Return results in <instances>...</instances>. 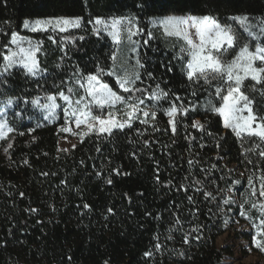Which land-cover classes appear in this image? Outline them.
Segmentation results:
<instances>
[{"label": "trees", "instance_id": "trees-1", "mask_svg": "<svg viewBox=\"0 0 264 264\" xmlns=\"http://www.w3.org/2000/svg\"><path fill=\"white\" fill-rule=\"evenodd\" d=\"M168 15H211L221 23L244 16L250 31L259 33L264 0H0V68L15 31L38 43L44 70L30 76L15 67L0 83V101H12L6 123L13 128L0 140V264H219L233 252L216 241L230 235L236 218L247 223L250 231L241 235L264 260V251L252 243L264 203L256 179L264 175V143L238 138L208 110L209 99L220 102L215 81H190L183 40L149 25ZM56 17H80L81 26L65 32L24 27L26 20ZM97 18L137 20V57L123 40L112 44L94 30ZM98 67L104 70L101 80L118 95L143 99L156 116L111 134H89L59 153L62 120H44L39 105L49 95L59 100L60 92L73 99L76 81ZM125 69L139 72V92H124L116 75H108ZM254 83L246 80L245 90L264 115V96L248 91ZM157 84L167 97L152 99ZM173 104L187 109L177 112L175 132L166 115ZM194 121L203 128L192 127Z\"/></svg>", "mask_w": 264, "mask_h": 264}, {"label": "snow or ice", "instance_id": "snow-or-ice-1", "mask_svg": "<svg viewBox=\"0 0 264 264\" xmlns=\"http://www.w3.org/2000/svg\"><path fill=\"white\" fill-rule=\"evenodd\" d=\"M235 22L239 23L245 32L248 33L253 40L258 41L255 44L254 50L250 48V45L245 42L239 45V35L236 30L228 24H223L217 20V18L211 15H188V16H168L161 21L166 34L182 38L186 44V47L182 49V52L186 53L187 62L184 64V71L187 78L191 80L203 79L205 83L211 81H219L220 83L215 88V96L219 98L218 106L213 104L209 99L207 102L208 110L214 114H219L223 118L224 127L231 129L233 133L239 137H257L261 142H264V115L254 106V100L247 94L245 90V81L250 79L255 83L248 91H259L261 96H264V87L257 88V85L264 86V43L259 42L261 36H264V19L261 20V27L259 33H253L250 31L251 25L247 24V17L237 16L232 18ZM104 23L99 18L95 20L96 25ZM124 24L122 19H114L111 22L109 35L116 43L121 42V32L124 30L122 25ZM127 27V38L132 40V37L140 31L136 28L132 21L129 20ZM81 26V18H66L56 17L48 19H37L35 21L24 22L25 28H30L35 32L38 30H49L65 32L69 28H79ZM136 28V31H133ZM95 30V29H94ZM149 36L151 34L149 33ZM52 39V37H49ZM82 39V37H81ZM145 44L148 41H144ZM10 44L14 48L8 50V54L3 55L4 65L0 68V83H3V77L6 74H10V70L13 67H20L25 71L26 75L37 76L44 70L40 68L39 62L36 57V53L39 48L31 40L25 41L17 32L11 33ZM26 45V46H25ZM7 47V46H6ZM235 51V55L232 59L227 60L224 57L230 52ZM2 55V54H0ZM115 59V57H113ZM257 62H259L257 64ZM140 60L136 61V68H142ZM104 74L102 68L97 69L95 74H88L86 78H83L86 83L85 91L90 98L89 103L83 104L85 97L81 96L75 100L74 104L77 107H72L73 101L63 92L58 93L59 97L65 101L69 107L64 109L66 117L72 116L75 118V124L77 128L81 124L87 126L88 132L97 130L100 134H111L114 129H123L126 124L134 117L136 111H142L140 105L144 104L143 99L137 98L136 101H131L129 98L125 100L122 96L118 95L116 91L108 84L101 80V76ZM109 76L116 75L117 84L119 88L124 92H139L140 89L135 88L136 81L140 79L138 71H128L125 69L122 74H117L113 71L108 72ZM149 77L152 73H148ZM80 83V80L76 81ZM84 86V85H81ZM69 92L73 90L68 89ZM155 100H160L169 95L160 89L159 84L156 85V90L151 94ZM48 103L40 104L39 106L45 108L51 118L57 108L56 97L49 95L46 97ZM179 99V97H177ZM124 101L127 104L128 111L126 115L127 120L118 121L111 113L108 114V118H102L100 116L93 115V107L105 109L115 106L118 102ZM12 103L11 100L8 101ZM34 105L39 104L37 99L32 100ZM184 113L187 109L182 106L178 109L175 104L171 105L166 110V115L170 117L169 124L175 132L176 128V114L177 112ZM144 116H149V112H143ZM151 116L154 119L156 116L155 111L151 112ZM94 121V123L90 122ZM145 122V121H142ZM194 128H203V125L199 121H194L192 124ZM62 131H69L67 127L61 129ZM13 132V128L8 126L5 122H0V140L8 137V134ZM84 135L87 132L83 133ZM12 145L9 144L8 148ZM259 147V144L256 145ZM254 150V149H253ZM8 149H5L7 152ZM260 156L264 157V151L260 152ZM27 163V161H25ZM260 181L259 196L264 197V175L257 177ZM108 180L107 183H111ZM233 183H239L234 181ZM248 184L251 188V195L255 196L257 188L254 185L253 177L249 176ZM23 195V194H21ZM206 195H210L207 194ZM191 199V198H189ZM226 204L228 200L224 201ZM247 202V201H246ZM88 207L87 204L84 205ZM257 203H252L251 208L256 209ZM240 215L244 216V205H241ZM31 211L35 212L36 209ZM111 211V210H109ZM261 219L260 228L256 234L252 236V243L255 247L264 251V239H258V237L264 238V203L260 204ZM256 228L257 225L253 224ZM187 237H185V243H187ZM159 247V246H157ZM150 253H145L149 255Z\"/></svg>", "mask_w": 264, "mask_h": 264}, {"label": "rangeland", "instance_id": "rangeland-1", "mask_svg": "<svg viewBox=\"0 0 264 264\" xmlns=\"http://www.w3.org/2000/svg\"><path fill=\"white\" fill-rule=\"evenodd\" d=\"M168 16H178V15H168ZM168 16L151 20L149 23L150 27L159 28L162 30V32L165 35H168V34H166L165 29H164L163 25L161 24V21ZM113 20H101L104 23H102L100 25H96L95 21H94L92 26L97 31L104 33L109 38V40L111 41L112 44H117L116 42L113 41L112 37L109 35V32L111 30L110 27H106V25L110 26L111 22ZM122 20L124 22V24L122 25V27H124V30L121 32V40H123L124 42H126L129 45L131 53L135 57H137V51L139 49L140 39H141V35H142L140 23L137 20H133V19H122ZM129 20L132 21V24H134L136 26V28L140 29V31L137 32V34L132 37L131 41L128 40V38H127V30H126L127 27L131 26L128 24ZM32 21H35V20H31L29 22H32ZM223 24L231 25L236 30V32L238 33L240 39H239V43L237 45V50H238L239 45H242L245 42H247L250 45V48L254 50L256 41L253 40L248 35V33L244 31L243 27L239 23L235 22L233 19H230ZM136 28H133V31H136ZM25 29L30 31V32H33L30 30V28H25ZM70 29H73V28H69L68 30H70ZM38 31H43V30H38ZM46 31L56 32V31H52L51 29L46 30ZM168 36H172V35H168ZM19 37H21L25 41L31 40L34 44H36L38 46V43L31 38L22 37V36H19ZM172 37H176V36H172ZM176 38H179V37H176ZM180 39H182V38H180ZM10 48H14V46L10 44L9 47L6 49L5 55L8 54V50ZM234 55H235V51H232L228 55H226L224 58L227 60H230V59H232V57ZM257 63H259V62H257ZM13 68H15V67H13ZM219 83H220L219 81H215L216 86ZM81 85H84V86H81ZM85 88H86V83H85L84 79L80 83H77L76 86H74V91H73L74 98L71 99L73 101L72 107H77L74 104V102H75V100H77L81 96L85 97L84 101H82L83 104L89 103L90 98L87 96ZM47 103H48V101H47ZM56 103H57V108L55 110V113L52 115V117L46 118L49 116V113L45 108L42 111V117L44 118V120H46L48 122H55L58 120H62V124L58 127V130H59L60 135H61L60 139L58 140V151H59V153L69 152L78 143H80L81 140L85 136H87L89 134H100V133H98L97 130L88 132L87 126L85 124H81V126L79 128H77V126L75 124V118L72 116L66 117L64 114V109L68 108L69 105L65 101H63L61 98L59 100H56ZM10 105L11 104H9L8 101H0V122L6 123V114H7V110L10 107ZM140 108L142 109V111H136L134 114V117L129 121V124L125 125V127L129 126L134 121H137V120L147 121V120H150L152 118L148 107H146L144 104H142V105H140ZM128 110L129 109L127 107V104L124 101H121V102H118L115 106L105 108V109L93 107V115L94 116H100L102 118L107 119L108 114L111 113L113 116H115V118L118 121H124V120L128 119V117L126 115V112ZM143 112H149L150 115L144 116ZM220 118H221L222 124L224 126L223 118L221 116H220ZM90 122L94 123V121H90ZM65 127H67L69 129V131H62L61 130ZM229 130H231V129H229ZM85 132H87L86 135L83 134ZM249 231H250V228L246 222H241L237 218L235 219V222H234L233 228L230 232V235L225 234V235L221 236L220 238H218L216 241L217 247L229 246V247H231V250L233 252V255L231 257L224 258L219 264H264V260L261 257H259L258 255H256L250 249L249 243L241 235V233H247Z\"/></svg>", "mask_w": 264, "mask_h": 264}]
</instances>
